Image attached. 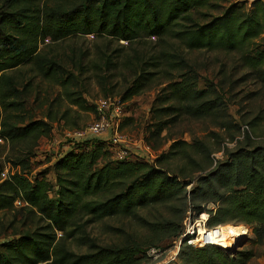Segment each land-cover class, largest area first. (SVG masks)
Masks as SVG:
<instances>
[{"label": "trees", "instance_id": "trees-1", "mask_svg": "<svg viewBox=\"0 0 264 264\" xmlns=\"http://www.w3.org/2000/svg\"><path fill=\"white\" fill-rule=\"evenodd\" d=\"M222 2L0 0V138L9 147L6 161H0V213L13 212L12 223L19 217L23 227L0 242V264H141L149 259L150 249L180 238L188 210L194 216L207 213L210 229L245 224L254 239H264V146L251 141V122L242 130V140L231 136L235 147L225 149L216 164L201 140H174L157 160L158 164L183 160L187 167L174 173L143 158L110 159L108 143L99 138L70 140L68 149L51 162L52 184L46 170L35 171L38 143L53 130L51 117L32 120L15 115L23 110L21 93L28 87L15 72L32 66L43 79H62L61 66L40 46L77 36H104L126 45L142 39L171 40L188 51L240 53L239 68L245 72L237 83L252 78L264 87V0ZM149 60L153 69L173 75L153 102L152 135L182 119L210 118L217 126L240 131L228 112L229 92L223 95L217 86L200 88L201 76L183 54L161 50ZM148 77L140 76V83L122 100L141 90ZM68 80L58 82L66 86ZM224 82L228 84L229 78ZM66 99L81 111H95L75 91L66 92ZM6 163L13 172L3 179ZM209 203L213 209L206 208ZM156 206H168L170 217L152 222L139 215ZM116 216L135 219L144 235L122 232L113 244L81 236L87 246L84 253L68 246L69 240L79 241L77 233L86 225ZM253 257L245 248L232 255L216 245L192 247L183 241L174 264H249Z\"/></svg>", "mask_w": 264, "mask_h": 264}, {"label": "rangeland", "instance_id": "rangeland-1", "mask_svg": "<svg viewBox=\"0 0 264 264\" xmlns=\"http://www.w3.org/2000/svg\"><path fill=\"white\" fill-rule=\"evenodd\" d=\"M244 1L252 0H224L222 3L227 5ZM40 48L44 54L55 59L61 66V78H69V80L66 86H61L58 82L62 80L60 78L58 81L43 79L32 66L21 67L14 75L22 82L21 85L28 84V87L21 93L23 110L17 111L15 115L32 120L45 119L47 114L51 117L53 130L49 138L40 139L38 143L35 171L46 170L45 177L52 184L55 183V178L50 165L54 156L68 149V141L72 140L68 134L83 131L96 118L94 110L81 111L69 104L66 92L71 91L81 94L87 104L94 108L96 102L102 98L110 97L112 100L119 101L122 115L119 118L117 133L126 142L128 157L143 158L173 173L187 167L183 160L171 158L162 164H158L157 160L162 154L168 152L174 140L189 143L192 139L201 140L212 151L211 158L213 164H216V161L223 160L225 149H233L236 145L235 141L242 140V130H246V124L251 122L253 126L248 127L251 141L264 146V87L252 78L244 83H237L245 72V69L239 68L240 53L188 51L180 42L171 40L162 43L152 39H142L126 45L120 40L104 36L71 37L56 43L45 42ZM161 50L171 53L177 51L194 64L201 76L200 88L217 86L218 89L221 87L220 92L223 95L229 92L225 95L228 98V112L231 115V122L236 127L240 126V131H237V128L230 130L217 126L210 118L182 119L168 126L159 135H152L155 132L153 102L161 94L168 80L173 77V75L167 76L164 70H155L150 67L149 59ZM172 73L175 78V72ZM140 76H149L148 80L142 83L141 90L122 100L123 96L134 90L136 84L140 83L138 80ZM226 78H229L228 84L224 82ZM235 83L237 84L234 89L230 90L229 86L232 87ZM231 136L235 141H231ZM8 152V145L0 143V161L4 159L6 161ZM110 159H113L112 155ZM7 165L8 163L5 164ZM15 206L18 207V203ZM170 206H174V203H170ZM206 206L209 210L214 208L211 203ZM188 212L190 218L197 217L194 216V211L190 210L186 211L185 217ZM171 213L172 210H169L168 206H156L139 211V215L152 222L169 218ZM12 217L13 212L0 213V242L4 238L12 237L15 232L23 230L22 219L20 221L18 217V221L13 224ZM185 225L184 218L183 231ZM228 227L238 229L235 243H238L241 240L240 237L247 233L245 243L237 250L245 248L254 253L249 264H264V239L259 242L254 239L252 228L245 224L215 228ZM122 232L143 236L145 230L139 227L133 218L122 216L104 218L86 225L85 230L77 233L79 241L69 240L67 244L73 252L84 253L87 251V246L82 243L81 236H89L100 244H113L119 242L118 234ZM57 236L60 234L58 233ZM178 241L177 239L167 245L164 243L157 254L141 264H174L180 248Z\"/></svg>", "mask_w": 264, "mask_h": 264}, {"label": "built area", "instance_id": "built-area-1", "mask_svg": "<svg viewBox=\"0 0 264 264\" xmlns=\"http://www.w3.org/2000/svg\"><path fill=\"white\" fill-rule=\"evenodd\" d=\"M121 115L122 110L120 108L119 101L112 100L110 97L102 98L96 102V118L94 121L88 124V126L83 131H77L73 132L72 134H68V137L72 139V141H79L92 137L99 138L108 143L114 160H125L129 158L126 142H124L122 137L117 133L120 123L119 118ZM0 143L5 144V141L0 138ZM10 170L12 169L8 164L1 174V177L3 179L6 178ZM207 219L208 215L203 214H199L197 217L190 218L188 212L187 216L185 217V230L178 239V243L181 245L184 241L188 246L192 247H201L212 244L202 240L204 230L208 229L206 225ZM157 253L158 250L152 248L147 252V256L152 257Z\"/></svg>", "mask_w": 264, "mask_h": 264}, {"label": "bare ground", "instance_id": "bare-ground-1", "mask_svg": "<svg viewBox=\"0 0 264 264\" xmlns=\"http://www.w3.org/2000/svg\"><path fill=\"white\" fill-rule=\"evenodd\" d=\"M238 229L234 227L205 229L202 240L228 250L235 244ZM243 236V235H242ZM242 236L240 237L242 239ZM247 236V233L245 234ZM244 237V236H243Z\"/></svg>", "mask_w": 264, "mask_h": 264}, {"label": "water", "instance_id": "water-1", "mask_svg": "<svg viewBox=\"0 0 264 264\" xmlns=\"http://www.w3.org/2000/svg\"><path fill=\"white\" fill-rule=\"evenodd\" d=\"M247 239V236H244L238 243H235L234 246H232L230 249L226 250L229 254H235L236 250L239 247H242Z\"/></svg>", "mask_w": 264, "mask_h": 264}]
</instances>
